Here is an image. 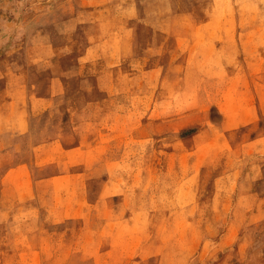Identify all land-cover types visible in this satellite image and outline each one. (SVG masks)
<instances>
[{"label":"rangeland","instance_id":"374dc122","mask_svg":"<svg viewBox=\"0 0 264 264\" xmlns=\"http://www.w3.org/2000/svg\"><path fill=\"white\" fill-rule=\"evenodd\" d=\"M0 264H264V0H0Z\"/></svg>","mask_w":264,"mask_h":264}]
</instances>
